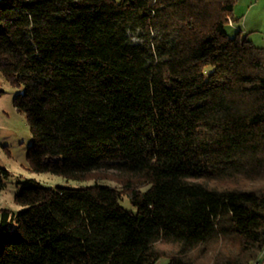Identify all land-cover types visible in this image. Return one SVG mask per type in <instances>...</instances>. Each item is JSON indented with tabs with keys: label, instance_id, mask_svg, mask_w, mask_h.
Returning <instances> with one entry per match:
<instances>
[{
	"label": "trees",
	"instance_id": "16d2710c",
	"mask_svg": "<svg viewBox=\"0 0 264 264\" xmlns=\"http://www.w3.org/2000/svg\"><path fill=\"white\" fill-rule=\"evenodd\" d=\"M236 1L0 0L29 170L119 186L24 183L0 210V264H202L220 241L234 252L212 264L258 259L264 187L209 185L264 182V50L227 36Z\"/></svg>",
	"mask_w": 264,
	"mask_h": 264
},
{
	"label": "rangeland",
	"instance_id": "374dc122",
	"mask_svg": "<svg viewBox=\"0 0 264 264\" xmlns=\"http://www.w3.org/2000/svg\"><path fill=\"white\" fill-rule=\"evenodd\" d=\"M233 24L225 28L228 37H233L237 31L256 48L264 50V0H237L233 12ZM130 42L139 44L141 41L130 35ZM21 89L11 87L0 75V169L8 173L7 178H3L0 188V210L7 209L12 212L20 208L14 204L13 196L17 193L21 185L26 182H36L45 187H68L78 188L98 182L113 188H119L118 184L110 179H99L97 174L94 180L75 182L62 177L46 174L33 173L29 170L25 158L26 149L31 142L30 133L26 125L23 114L17 112L12 106V99ZM98 180H97V179ZM217 188H258L264 187V182H247L245 179L234 178L222 183H209ZM121 207L130 214H135L127 200L121 202ZM166 257L172 256L177 247L169 244L158 243L155 245ZM201 254L199 250L192 252L191 256L196 257L197 263L212 264L220 257L233 253V247L227 242H217ZM168 258L159 259L156 264H167ZM264 264V252L252 264Z\"/></svg>",
	"mask_w": 264,
	"mask_h": 264
},
{
	"label": "built area",
	"instance_id": "2783aa9c",
	"mask_svg": "<svg viewBox=\"0 0 264 264\" xmlns=\"http://www.w3.org/2000/svg\"><path fill=\"white\" fill-rule=\"evenodd\" d=\"M256 264V263H255Z\"/></svg>",
	"mask_w": 264,
	"mask_h": 264
}]
</instances>
